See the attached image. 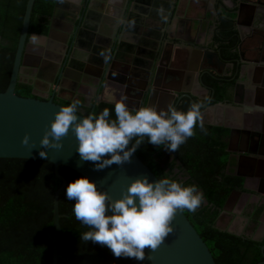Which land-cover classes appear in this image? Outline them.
I'll return each instance as SVG.
<instances>
[{
    "label": "trees",
    "instance_id": "obj_1",
    "mask_svg": "<svg viewBox=\"0 0 264 264\" xmlns=\"http://www.w3.org/2000/svg\"><path fill=\"white\" fill-rule=\"evenodd\" d=\"M57 0H35L28 38L32 33L47 34ZM28 0H0V91L8 87L13 69L23 19ZM216 21L214 44L220 57L233 62L228 74L212 71L202 74L209 88L207 97L185 95L172 107L187 110L192 103L200 105V120L175 152L165 147L144 142L135 150L158 178L168 177L184 185L195 184L203 193L201 204L194 210L183 208L212 251L217 264H264V238L237 233L218 225L227 198L234 189H244L245 178L230 167V128L203 120L206 105L217 101H230L240 78L241 41L236 27L235 10L220 4ZM16 93L21 96L40 97L30 81H18ZM43 98V97H41ZM66 105L72 100L55 99ZM113 103L102 101L87 109L98 114ZM131 109V108H130ZM134 110V109H132ZM202 124V128L200 125ZM135 139V138H134ZM131 143V142H130ZM67 183L83 175L66 166H59ZM52 161L27 157H0V264H53L52 238L54 226V195L61 186ZM64 189L59 194L62 232L59 236L58 264H152L145 251L142 261L125 256L116 257L99 243L80 239L89 226L77 220L72 212V201L67 200ZM264 205L255 206L248 215L259 223Z\"/></svg>",
    "mask_w": 264,
    "mask_h": 264
},
{
    "label": "water",
    "instance_id": "obj_2",
    "mask_svg": "<svg viewBox=\"0 0 264 264\" xmlns=\"http://www.w3.org/2000/svg\"><path fill=\"white\" fill-rule=\"evenodd\" d=\"M153 1L154 0H132V5H130L129 8L131 10L137 9L145 12L147 8H145V6L140 3H152ZM241 1L242 2L236 6L238 8H236L235 11V19L241 38L239 44L240 56L243 58L241 46L248 33L245 31V27L243 25L245 23L241 22V6L243 3H249L251 5L258 4V6H256L257 11L255 12L256 19L254 21H250L248 25H245L247 30L250 31V36L254 37L255 39L254 49H260L259 43L261 39L264 38V25L255 23V21L261 20L264 24V1ZM34 2L35 0H28L10 81L6 90L0 91V157L38 158L52 161L55 164V172L57 176L62 179V184L56 190L54 195L53 216L55 226V232L52 238L53 264H58L59 236L62 232V225L60 222V217L62 214L59 210V194L67 184L66 177L59 170L60 165L69 166L89 177L91 180L96 182L98 188L105 190L112 199L119 197L122 190L126 188L127 184L136 177L147 176L150 180L159 178L135 151L131 154L128 161H125L121 164H116L114 162L112 165L106 166L103 169H95L93 167V162L81 160L79 157V154L76 151V137L71 129L66 135L61 137V147L45 148L44 150L46 151L47 155L44 157L39 155V150L43 147L39 144L40 138L44 134L45 130L50 126V121L54 118L55 112L59 107L64 105L56 102L53 97L41 98L34 96H21L17 94L15 90L18 81L22 80L21 72L23 64L25 63L24 57L26 51L32 47L30 42H32L33 35H35L38 39H45L51 42L50 38H53L57 33L56 23L60 21L57 16L59 14L58 12L60 9L61 0H57L56 2L48 33H32L28 38ZM218 17L219 15H217V18ZM83 18L84 13L82 14V19ZM131 19L132 18L129 17V20ZM125 26V31L132 27L131 23H126ZM124 30L121 32L123 33ZM64 35H62L64 38H61L63 39V43L58 44L60 49L59 54L61 55L64 53V51H67L66 47H68L69 35L68 33ZM119 36L121 38L118 37L119 39L117 38V40L112 44L99 41L98 39L95 40V45L93 47L91 46L93 43L89 44V50L91 49L92 52L100 55V57H96V62L99 65L98 76L102 80L101 85L99 83L100 87L97 92L98 94L87 104L90 107L92 106V111L94 110L95 105L99 102L107 101L114 104L116 100L121 98L125 100L126 104L131 109H136L140 106L156 107V104L161 102L162 106L164 105L163 107L165 110H167L170 106H173L176 100H179L185 95H196L203 97L200 95V93L194 90L193 87H189L183 91L177 89V86H175L177 81L173 78L176 77L177 74L183 77V75H187L188 72L183 69L177 70L175 68H162L160 66L162 63L159 65L158 60L155 62L156 59L154 55L151 58L154 59L153 63L155 65L150 67V69L148 66V69L150 70L146 71L148 74L146 76L138 74V65L147 68L146 62H148V60H144V58L141 57V55H145V51L140 48L139 50H136V46L133 44V48L130 49L132 52V59H121L119 50L124 49V47L121 45V43H123V36L121 33ZM166 40L169 41L168 38ZM173 45L175 44L173 43ZM154 49V51H151V54L156 52L155 55L158 54L161 56V59L164 58L162 56V52L164 51L163 44L162 46L159 44L158 47ZM204 49L205 50L203 52H205V57H212L213 61H210L213 64L218 65L219 69L211 62H209L211 65L202 67V69L214 71L218 75H224L228 65L232 67L234 66L233 62L228 63L227 61L223 60L220 57L219 52L215 49L205 47ZM108 51L111 52L110 55ZM68 54L69 56H72L71 51H69ZM49 56L52 57V55ZM104 57H106V60ZM207 60L208 59H206L205 62ZM244 61L246 60L244 59ZM132 64H134L135 67H132ZM115 68L120 73L117 74L114 71ZM240 78L236 82L234 91H237L239 87ZM101 80L99 81L101 82ZM198 83L201 86L202 91L208 94L209 88L204 84L203 80L199 82L198 79ZM105 89L108 90V94H113L115 99L106 97ZM127 96H129L131 99H129ZM229 102L230 101H217L216 103ZM208 106L209 105H206L205 109ZM77 114L78 116L86 115L80 111H78ZM230 129L228 147L229 151L232 150L231 139L235 132L233 127H230ZM262 132L258 131L256 132V135L263 137L262 134H264V130ZM25 133H27L29 136V141L27 144L21 143V138L25 135ZM234 173L245 177L244 173L240 171H235ZM246 183L247 179H245L244 187L247 186ZM238 192H241V189H234L231 192L223 207V211L228 208L233 196ZM171 224L172 231L166 235L164 240L154 250L145 248V251L152 261V264H217L208 244L204 241L183 209H177L175 211ZM254 238L261 239L257 234L254 235Z\"/></svg>",
    "mask_w": 264,
    "mask_h": 264
},
{
    "label": "clouds",
    "instance_id": "obj_3",
    "mask_svg": "<svg viewBox=\"0 0 264 264\" xmlns=\"http://www.w3.org/2000/svg\"><path fill=\"white\" fill-rule=\"evenodd\" d=\"M37 41L33 35L32 42ZM79 103L72 100L55 112L39 141L43 146L41 157L47 155L45 148L61 147L60 139L70 129L76 137L79 157L93 162L97 170L128 161L145 137L148 143L175 152L193 135L201 116L198 103L184 111L171 106L167 110L154 106L132 110L123 98L113 104L114 118H110L107 107L98 114L78 116ZM28 141L25 133L21 143ZM64 195L73 202L75 218L89 226L80 239L106 246L116 257L137 261L144 259L145 248L154 250L172 231L177 209L194 211L203 199L195 184L184 185L168 177L150 180L147 176L132 179L120 196L112 199L95 181L81 175L66 184Z\"/></svg>",
    "mask_w": 264,
    "mask_h": 264
},
{
    "label": "crops",
    "instance_id": "obj_4",
    "mask_svg": "<svg viewBox=\"0 0 264 264\" xmlns=\"http://www.w3.org/2000/svg\"><path fill=\"white\" fill-rule=\"evenodd\" d=\"M169 1H171L172 3L177 2L180 10L178 13H174V15H176L173 17L172 21L163 20L164 26H162L160 29L162 31L169 32L170 36L172 37L171 39L174 40V42H178L180 39V34H184L185 32V25L187 27V18L189 16H196L200 18L204 17L203 31L198 32L196 29H192L191 35L193 37H196L198 35L199 40L202 43H205V40L210 32L212 23V21H210V18L213 16V13L210 12V7L206 9L201 7V5H206L209 1ZM188 1H195L192 2L193 7H191L189 12L181 13L185 3ZM125 2L126 0H93L92 3L90 0H61L59 11H62L63 13L70 11L67 7V4H75L76 6H80L81 9H78L80 11L83 9V7H88L92 13L91 17L86 18V21H89L90 24H92L94 27L95 25H97L98 33L109 36L111 35V32L114 31L111 29L110 25L106 23L107 21L109 22V20H107L108 18H110L111 21L117 19L116 29L119 33L126 28V20L121 19V16L122 18H124L123 12H125V10L123 6L125 5ZM142 5L147 8L145 12H142L141 10H138L137 12V15H143V17L146 18L145 24L141 25L142 31L139 34V32L136 30L137 27L135 25V21H132V27L127 30L128 32L122 39L123 43L125 44L124 49L119 50V52L124 55L130 54V49L133 48L134 44L136 46V50H139L140 48L145 51L146 55H141V57L149 59L148 53L152 50H155L153 47L154 42L144 33L150 31V28L148 26L154 28V22H157L158 19L150 14L149 8H151V3H142ZM108 13L112 14L114 17L110 16ZM76 18H78V16ZM59 19L61 21L62 18L59 17ZM243 25L245 27V31L248 33L242 43V48L244 50L243 53L246 61L242 60L240 63L241 78L239 87L237 89V95H234V92L233 97L229 103H216L209 105L204 110L203 120L212 124L234 128L235 132L232 136L231 141L232 150L230 151V167L234 172L240 171L244 173L245 177H243L247 179V186H245V188L242 189L241 192H238L233 196L228 205V208L221 214L218 225L221 228L237 233L252 234L253 237L257 234L261 239H263L264 214L259 223H254L250 219V216H248V212L246 213V210L244 209H249L261 204L264 205V134H262L263 137H259L256 135V132H262L264 130V58H256L258 49H254L255 39L254 37L250 36V31L247 30L246 25ZM263 41L264 40L262 38L259 46H261ZM30 43L32 47H30L26 51L24 57L25 63L22 67L21 76L22 78H24V80L27 79L34 85V89L36 92L38 90L43 92L44 90L42 87H45L49 81H55L58 70L60 68V64H57L55 57H50L47 54V52L51 48L50 46L58 43H51L45 39H38L36 43ZM158 45L156 47H158ZM177 46L178 45H174L173 49L174 51H178L177 53L181 55V49ZM78 51L86 53L84 56H81L79 54L78 56H74V61L76 63L80 62L83 65L85 64L86 66H88V68L93 69L97 72L99 67L97 62H90L87 60V58L93 59L97 56L100 57V55L92 52L91 49L89 50L88 44L80 47V50ZM37 55L40 56V60L38 61L36 60ZM42 58L44 63L39 62L42 61ZM104 58L106 60V57ZM175 58L177 60H175V64L177 65L176 68H182L181 64L183 60L181 58L183 57H181L180 60L177 59V56H175ZM200 64L201 60H196V62H194L193 64V67H189V69L193 68L195 70L200 67ZM48 67H51L52 71L48 69ZM132 67H135V65L132 64ZM186 68L184 69L188 71L189 69ZM231 68L232 66H227V70L230 71ZM73 69L75 70L76 74L77 72H79L78 68L73 67ZM142 70H144V67L138 65V74L141 75V72H143ZM36 71H38L41 77H36L33 75L34 73H36ZM114 71L117 74L120 73L116 68L114 69ZM76 74H72V76H65L64 79L61 80H65L63 81V84L61 86V94L64 95L65 99L83 101L87 105L88 102L93 100V97L97 95V91L93 94L88 93L90 88L93 86V81L92 79H90L91 77H86V79L83 78V80H80L79 78H77ZM182 78H184V80L179 81L180 78H178L177 81L175 79L177 81L175 85L177 86V89L183 91L189 87L194 86V84H190V80L187 77ZM129 99L131 98L129 97Z\"/></svg>",
    "mask_w": 264,
    "mask_h": 264
},
{
    "label": "flooded vegetation",
    "instance_id": "obj_5",
    "mask_svg": "<svg viewBox=\"0 0 264 264\" xmlns=\"http://www.w3.org/2000/svg\"><path fill=\"white\" fill-rule=\"evenodd\" d=\"M90 1H91V3L93 2V0H90ZM176 1H178V0H176ZM198 1H200V0H198ZM208 1L209 2L206 5L205 4L201 5V7L206 8V9H208L210 7V10H211L210 12L213 13V16L210 18V21H212L210 32H209V34L205 40V43H202L199 40L198 35L196 37H193L191 35L192 29H196L198 32L203 31V25H204L203 19H204V17L200 18V17H196V16H189L187 18V23H188L187 27L185 25L184 34H180L179 41L174 42V40L171 39L172 37L170 36V33L162 31L160 28L162 26H164L163 20H171L172 21L173 17L176 15V14L174 15V13H176V12L178 13L180 10L179 5L177 4V2L172 3L169 0H154L151 3L152 4L151 8H149L150 14L155 16L156 19H158V20H157V22H154V28L148 26L150 28V31L147 33H144V34L147 35L148 37H150L151 40L154 42V44H153L154 48H157L156 46L158 44H160V46H162V44H163L164 51L162 52V56L164 58H162L163 59L162 60L160 55H158V54L155 55L156 52L151 54V51H150L148 53L149 59L144 58V60H148V62H146L147 68L144 67V70H142L143 72H141L142 76H144V75L146 76L148 74L146 71L149 70L150 67L155 65L153 62H151V59H153L151 57H153V55L155 56V59H156L155 62H157V60H158L159 65H160V63H162V65H160L162 68H166V69L167 68H175L177 70L179 68H176L177 65L175 64V62L177 60H176L175 56H177L178 60H180V58L183 57V58H181L183 60L182 61L183 65L181 64L182 68H180L183 70H185L184 68H186V67L188 69H189V67H193L194 62H196V60L198 61L200 59L201 60V64L199 65L200 67L195 69V70L193 68H190L187 71L188 74L187 75L184 74L183 77H187L190 80V84H194V86L192 85L193 89L197 90V92H199L200 95H202V96L204 95L205 97H207L209 95V93L206 94L205 92L202 91L201 86L198 83V79H199V82H201V80H203L202 74L207 71L205 69H202V67H205L207 65H211V64H209V62L213 61L212 57H209V58L205 57V55H204L205 52H203L205 50L204 47L205 48H213L216 51H218L216 49V45L214 44V33H215L214 30L216 28L217 15L219 14L218 6L220 4H222V5L227 6L229 8H233L236 11V8H238L236 6L238 4H240L242 1L241 0H208ZM192 2H195V1L186 2L184 5V8L182 7L183 9H182L181 13L189 12L191 7H193ZM140 4H142V3H140ZM130 5H132V0H130V1L126 0L125 5L123 6L124 10H125V12H123L124 18H122V16H121V19H125L128 24L129 23L132 24V21H135L138 32L140 34V32L142 31L141 25L145 24L146 18L143 17V15H141V16L137 15L138 10L137 9L131 10L129 8ZM81 6H83V5H81ZM256 6H258V4H252V5L249 3H246V4L243 3L242 4V6H241V11H242L241 22L242 23H245L246 25H248L250 23V21H254L256 19V17H255L256 16L255 12L257 11ZM67 7L70 11L64 12V13L62 11L58 12L59 14L57 17L58 18L61 17L62 19H61V21H58L56 23L57 33L54 35L53 38H50L51 43L62 44L63 39H61V38H64V37H62V35L68 33L69 40H68V47H66L67 51H64V54L62 53V55H61V54H59L60 49H59L58 44H54V45L50 46L52 49L50 48L48 54L55 57L57 64H60V66H59L60 68L58 70V74L56 76L55 81L54 82L49 81L45 87H42L44 90L43 92L39 91V90L36 92L34 89L35 93H37L40 97H43V98L53 97L54 100L55 99H62V98L65 99L64 95L61 94V90H62L61 86L63 84V81H65V80H63V81H61V80L64 79L65 76H72V74L73 75L76 74L73 67L78 68L79 72H77L76 75H77V78H79L80 80H83V78L86 79V77H91L90 79H92V81H93V83H92L93 86L90 88L88 93L93 94V93H96V91L98 92L99 87L102 83L101 78L98 76V73H99L98 70L96 72L95 70L88 68V66H86L85 64L83 65L80 62L76 63L74 61V56H78V54L81 56H84L86 52L82 53V52L78 51V50H80V47L85 46L86 44H88V47H90L89 44H91V43H93L91 45L93 47L95 45L96 39H98L99 41L108 43V44H112L117 40L118 37L121 38L119 36L120 33L122 34V36H123L122 39H123L125 37V34L128 32V31L124 30V32H123L124 34L122 32L119 33L118 30L116 29L117 28V19L111 21V19L107 17L108 18L107 20H109V22L107 21L106 23H108L110 25L111 29L114 32H111V35H109V36L102 35L101 33H98V30H97L98 26L97 25H95V27H94L92 24H90L89 21L88 22L86 21V18L91 17V13H92L88 7H85V8L83 7V9H82L83 11L78 10L81 8H80V6H78V5L76 6L75 4L74 5L67 4ZM83 13H84V18L82 19ZM130 13H131V15H130ZM86 15H87V17H86ZM109 15L114 17L112 14H109ZM77 16H78V18H76ZM116 16H118V15H116ZM129 17L132 19L129 20ZM51 19H52V17H51ZM50 23H51V21H50ZM255 23L264 25L261 20H256ZM214 26H215V28H214ZM236 27H237V25H236ZM108 37H110V38H108ZM167 38L169 39V41L166 40ZM263 40H264V38H263ZM173 43L175 45H178L177 47H179L181 49L180 50L181 55L177 53L178 51H174ZM121 45H122V47H124L125 44L121 43ZM150 46H152V45H150ZM242 50H243V48H242ZM69 51H71L72 56L71 55L69 56V54H68ZM152 51H154V50H152ZM242 52H244V50ZM239 53H240V51H239ZM110 54H111V52H110ZM143 56H144V54H143ZM120 58L125 59V60L126 59H132V52L128 55H124V54L120 53ZM256 58H264V41L261 44L260 49H258V52L256 53ZM206 59H208V60L205 62ZM244 59H246V58L244 57V53H243V58H241V56H240V62ZM36 60L37 61L40 60L39 55H37ZM41 60L42 61H39V62L44 63L43 58ZM87 60L90 62H93V61L95 62V61H97V58H93V59L87 58ZM153 61H154V59H153ZM228 63H231V62H228ZM213 65H215V64H213ZM148 66H149V69H148ZM215 66L219 69L218 65H215ZM48 69H50L52 71L51 67H48ZM51 71H46V72H51ZM212 72H214V71H212ZM228 73H229V70L226 69L225 74H228ZM240 74H241V69H240ZM33 75L36 77H41V75L38 73V71H36V73H34ZM178 78H180L179 81L184 80V78H182L181 75L179 76V74H177L176 77H174L173 79H176L178 81ZM26 80L27 79H25V81ZM99 80H101V82ZM99 83H100V85H99ZM107 91L108 90H106L105 96L109 97L110 99H114L115 97L111 94H108ZM234 92H235V94H234ZM234 92H233V94L237 95V91H234ZM204 96H203V98H204ZM95 97H93V99ZM79 102L80 103L78 105V111L86 114L87 109L90 106L86 105L83 101H79ZM214 104H216V102ZM163 106H162L161 102L159 104H156L157 109H165ZM231 141H232V139H231ZM254 208H255V206L252 208H249V209L245 208L244 210H246V213L247 212L249 213V212H252L254 210ZM263 214H264V211H263L262 215L260 216V220L262 219ZM248 216H250V215H248ZM250 219L252 220L251 217H250Z\"/></svg>",
    "mask_w": 264,
    "mask_h": 264
}]
</instances>
